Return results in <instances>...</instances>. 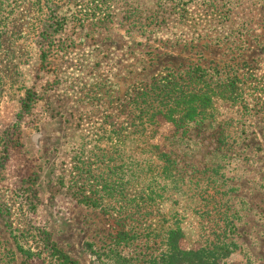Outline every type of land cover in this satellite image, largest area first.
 Returning a JSON list of instances; mask_svg holds the SVG:
<instances>
[{"label":"rangeland","instance_id":"374dc122","mask_svg":"<svg viewBox=\"0 0 264 264\" xmlns=\"http://www.w3.org/2000/svg\"><path fill=\"white\" fill-rule=\"evenodd\" d=\"M203 1L0 0V264H55L47 244L78 264H154L168 225L182 249L232 242L213 264H264V0ZM165 77L235 89L175 126L135 97ZM107 130L145 142L118 165Z\"/></svg>","mask_w":264,"mask_h":264},{"label":"trees","instance_id":"16d2710c","mask_svg":"<svg viewBox=\"0 0 264 264\" xmlns=\"http://www.w3.org/2000/svg\"><path fill=\"white\" fill-rule=\"evenodd\" d=\"M190 0H170L172 2V7H177L179 4H185ZM205 5H211V0L203 1ZM193 76H189L191 79ZM195 77L191 80L193 82ZM189 81V80H188ZM185 81L179 83L178 81L162 78V80H157L153 82V84L148 87H140L139 91L135 93V97L140 99L142 105H145L147 99L153 97L154 107L150 109V118L161 117V119L171 122L173 125L182 124V121L195 122L204 115L205 110L212 105L213 97H229L231 93L234 92L233 85L228 81H222L220 79H215L211 83V87H206L204 89H199V87L190 86V81ZM181 82V81H180ZM161 83V84H160ZM203 83L202 78L196 83ZM33 92L24 95L21 107L26 109L30 106L29 103L32 102ZM29 101V102H28ZM139 113V112H138ZM145 114V112H144ZM10 130H4V133L9 137L12 136ZM144 130H107L103 135L105 141L110 144L111 149L114 150L115 157L108 158V154L103 155L106 159L115 161V159L119 162L118 165H122V160L130 159V156H126L125 152L133 143L141 140V142H145L144 137H142ZM141 136V137H139ZM147 143V140H146ZM5 141L2 143V150L4 151ZM147 147H154L152 144H146ZM161 151V149H160ZM106 152V151H105ZM161 157L168 158L170 161V167L175 169V160L169 158L165 154V152H161ZM76 158V156H73ZM99 156H95V159H98ZM72 160V158H70ZM105 159V158H100ZM103 166L107 163L103 162ZM179 174L174 172L173 177H178ZM74 176H71L73 178ZM105 180H110L109 178H105ZM114 181H108L106 184L110 185ZM3 204L0 203V212L8 215L7 209L1 208ZM6 209V210H4ZM136 221L135 219L131 220ZM13 231V239L17 243V247L21 249V246L18 244V232L17 229H9ZM132 231V232H131ZM131 232V233H130ZM233 232V231H232ZM182 236V232L177 225H168L161 234H158V242L161 249V252L158 254L156 258L152 259V263L154 264H213L216 260L226 256L231 253L232 242L229 244L222 243L221 245H216V243H209L205 246H199L192 248L191 246L182 249L178 245V240ZM115 240L113 241V246L115 248L127 246L129 241L134 238L141 237L140 234H137L135 230L132 228L129 232L121 229L116 235ZM146 240L148 239L146 236H143ZM47 247L51 250L50 255L54 259L55 264H78L76 261L72 260L65 253L61 252L57 249L53 244H47ZM28 255V254H27Z\"/></svg>","mask_w":264,"mask_h":264}]
</instances>
